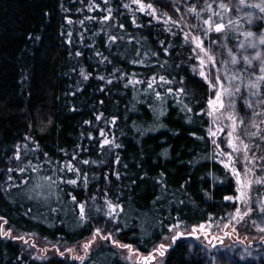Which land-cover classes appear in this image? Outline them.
Masks as SVG:
<instances>
[{
	"label": "trees",
	"instance_id": "1",
	"mask_svg": "<svg viewBox=\"0 0 264 264\" xmlns=\"http://www.w3.org/2000/svg\"><path fill=\"white\" fill-rule=\"evenodd\" d=\"M219 2L207 0L213 5V10H217ZM223 2L232 7L231 13L225 15L224 23L239 17L242 25L240 31L254 32L257 37L264 33V19L257 18L253 24H248L244 19V12L247 11L253 12L256 17H264L259 9L245 7L237 12L239 0ZM259 2L245 0L246 4ZM92 3L101 9L80 12L81 8ZM126 3L127 0H108L107 4L104 0H0V217L7 221L6 229L11 228L14 236H35L62 249L88 239L93 230L99 227L104 235L113 232L114 239L131 244L140 255L146 256L156 245L164 242V236L172 234L167 226L175 223L178 216L184 222L179 230L190 232L193 225L208 220L209 213L216 227L217 222L219 225L225 224V221L227 223L229 214L234 210L231 202L223 200L224 195L235 194L234 179L230 181L231 187H214L212 178L207 174L212 172L224 180V169L209 160H200L195 165L190 163L213 150L210 140H196L190 135L206 136L204 130L208 127V118L192 116L193 122L187 123L188 116L192 114L181 112L169 96L166 100L167 114L157 122L149 110V104L158 107L159 102L155 101L154 93L146 95L144 91L153 74L157 77L164 75L170 80L174 78V83L161 88L157 81V85H154L156 91L164 93L168 87H184L190 98H185V103L195 105L204 100L199 107H194V112L206 106L207 87L190 70L197 61L192 54V46L183 43L181 30L200 34L199 30L185 25L200 24L203 27V20L210 15L205 0H143V3H151L157 10V15L161 17L159 21L140 13L133 6L124 8L123 4ZM193 6H197V11L205 9L201 12L200 20L188 12ZM108 8L113 9L112 18L103 21ZM133 13L141 27L132 24ZM165 13L180 23V27L173 26L171 29L177 33L175 36L164 31ZM216 20L220 22L219 17ZM118 24L125 27L119 28L116 26ZM110 35L123 39H118L109 47L107 41ZM209 39L217 41L212 47L220 60H230L228 49L238 57L254 53L252 49H238V42L245 37L235 31L227 36L222 33L210 34L205 39L206 47L209 46ZM161 40L165 41L163 46L159 43ZM169 44L173 47L165 55L163 47ZM222 44L227 47H221ZM136 49L140 50L139 55ZM77 52L81 55L77 56ZM98 52L102 55L98 56ZM146 52L148 56H145ZM151 52L158 55L151 56ZM104 57H107V61L101 63ZM133 59H143L145 63H130ZM165 61L167 64L161 68L160 64ZM245 67L241 60L235 69L243 76L244 83L260 74L259 61H254L247 71H244ZM81 68L90 74L87 80L83 79ZM100 76L104 80L98 79ZM130 77L142 83L130 85ZM181 77L185 78L183 84ZM108 80L112 82L108 83ZM244 99H249V95L242 88L237 98L240 115H253L252 109L242 107ZM260 99H264V96ZM250 100L258 113V99L252 97ZM100 114L102 117L97 120L96 116ZM114 116L117 119L112 124L110 121ZM84 121L91 123L85 124ZM133 122L141 128L156 123H162L165 127L140 136ZM101 129L108 139L114 138L115 143L122 147L101 148ZM258 140L256 137L255 141ZM37 144L39 149H36ZM17 145L20 146L19 160L14 155ZM77 145L87 151H81ZM164 149L168 150L167 157L162 155ZM44 153L56 166L70 160L72 153H76L74 163L88 174V188L85 189L82 183L75 190L74 186L61 184L59 199L56 196L47 202L29 199L38 174L30 168L23 173L16 169L27 166L29 162L35 165L44 161ZM117 156L121 158L118 163ZM82 160L97 163L83 165L80 163ZM9 168L14 171L9 173ZM116 172L120 174L119 179L113 174ZM161 172L164 173L163 191L161 184L157 183ZM105 174H108L107 179ZM9 175L12 180H8ZM44 175H52L49 165L45 164L40 169L39 176ZM57 175L65 179L74 178L72 173ZM257 175L264 176V172L258 171ZM93 176L95 179H92ZM181 185L184 187L181 188ZM256 187L259 193L264 189L261 185ZM105 192L108 199L119 200L125 208L119 218L120 233H115L116 225L102 213L96 212V208L104 204ZM205 192L211 199L205 196ZM68 193L76 195L78 202H86L89 216L84 224H80L79 210H74ZM261 197L264 196L258 194L259 199L254 198L252 205H256ZM52 209L59 210L54 212ZM249 216L250 219H257V210ZM145 231L151 235H144ZM252 235L261 237L263 233L253 232ZM187 236L179 238L175 244L170 241L172 246L163 257L162 264H205L206 247L196 245ZM34 257L19 240L0 237V264H80L67 256H53L44 260ZM246 261L244 256L237 263L248 264ZM86 264L128 263L121 259L111 242L101 241L89 253Z\"/></svg>",
	"mask_w": 264,
	"mask_h": 264
},
{
	"label": "snow or ice",
	"instance_id": "2",
	"mask_svg": "<svg viewBox=\"0 0 264 264\" xmlns=\"http://www.w3.org/2000/svg\"><path fill=\"white\" fill-rule=\"evenodd\" d=\"M105 4L108 3V0H104ZM131 4L138 5V11L140 13H143L149 17H151L153 20L159 21L161 19L160 16L157 15V10L153 7L151 3L145 4L143 3V0H131ZM96 7H99V5H95ZM123 7L126 9H130V4H123ZM205 7L206 10L210 13L207 19L203 20V27L201 28L200 24L195 25H185V27H189L191 29H196L200 31V34H194L192 31L184 32L183 29V43L185 45H191L192 46V54L194 56V59L197 61L196 64L191 66V72L193 74L198 75V77L201 79L204 85L207 87V100H206V106L200 108L199 112H194V107H199L200 103H204V100L201 99L199 102H196L195 105H191L190 103H185V98H189V94L186 90V88H176L173 89L172 87H168L166 89V92L162 93L160 91H156L154 85H157V81H159V87L163 88L165 85H171L174 83V78L172 80L168 79L164 75H160L157 77L156 74H153L152 77H150L147 81V88L144 89L145 94L149 95L151 93H154V99L155 101L159 102V106L157 107L154 104H149V110L153 112L155 120L158 122L161 117L165 116L167 114V107H166V100L169 96L173 98L175 101V104L180 108L181 112L185 113H191L192 115L188 116L187 123H192V116H206L208 118V127L204 130L206 133V136H197L196 133H191L193 137L196 138V140H210L213 150L206 156H201L193 161H190L193 165L199 163L200 160H209L214 162L215 164H218L221 166L225 171V178L224 180H220L219 177H217L214 173L209 172L207 175L212 178L213 186H221V187H231L230 181L234 179L235 181V189L234 193L232 195H224L223 200L226 202H231L234 207V212L230 213V220L229 223L224 224V229L231 228V231H224L223 236H212L211 240L209 241V244L213 248L217 246V244L220 245L221 248L226 247L223 245V237H230L233 233L237 231L236 225L241 224V222L245 221V219L249 216L250 213L253 211L258 210L259 212V220L260 222L257 223V221H252L253 225L262 233H264V227L261 226V224H264V197H261V199L258 201L256 205H252V197L250 193L253 190L254 185H261L264 186V176H255L253 179L252 177L255 175V169L256 167H259L262 172H264V156H257L255 153H252L250 155V150L253 147L259 148V145H253L249 143H245L243 139H241L240 135L237 134L238 127L244 123V119L242 117L238 116V109H237V98L241 94L242 88L247 90L249 99H244L242 107L245 110L252 109L253 110V116H259L264 115V112H255L254 108L255 106L251 103L250 98L255 97L258 99L259 103L261 105H264V99H260L262 96H264V53H262L261 49L264 48V33L260 34L259 37H257V34L251 31H240V28L242 25L240 24V18L237 17L236 20L228 19L227 23H224V17L226 14H230L232 11V7L229 3H224L223 0H220V2L217 4V10H213V5L210 3H207V0H205ZM251 8V9H259L261 13H264V0H260L259 3H253V4H246L245 0H239V6L236 7V11L240 12L243 10V8ZM91 10V6L90 9ZM179 9H177L178 11ZM107 15H104L102 17L103 21H108L112 18L113 9L108 8L106 9ZM205 11V9H200L197 11V6H193L188 9V12L191 14H194L197 20H200L201 18V12ZM167 16V14H164ZM220 18V22H217L216 18ZM261 18L264 19V17H256L253 12L247 11L244 12V19L247 21L248 24H253L255 22V19ZM90 19H95V17H91ZM183 20V17L181 18ZM71 23V20L68 21ZM80 23H83L81 21ZM163 23L165 25L164 31L165 32H171L173 36L177 35V33L172 32L171 29L173 26L180 27V23L172 17L167 16L166 19L163 20ZM132 24L135 27H141V25L137 24L136 16L133 13L132 17ZM119 28H124V24H118L116 25ZM238 32L239 35H242L245 37L244 40H240L238 42V49L247 51L248 49H252L254 51V55H242L238 57L236 54L232 52L231 49H228V56L230 57V60H218L216 54L213 51V45L217 43V41L208 40V47H205V39H208L210 37V34L212 33H222L224 36H227L230 32ZM71 35V33L69 34ZM118 39H123V37H117V36H108V46L111 47ZM131 43V41H129ZM160 45L163 46L165 44L164 40L159 41ZM173 46L169 44L168 47H163V53L165 55H168L170 52V49ZM221 47H227L226 44H222ZM137 55H139V49H136ZM77 56L81 55L80 52L76 53ZM97 55H102L101 53H97ZM149 53H145V56H148ZM151 56H157L158 53L151 52ZM241 60L243 61L244 65L246 66L244 71H247L248 68H250L253 65L254 61H259L260 64V74L255 76L254 79H248L246 83H244L243 76L236 71V66H238L241 63ZM107 61V57H104L101 63H104ZM133 64H144L145 61L143 59H133L129 61ZM167 64V61L160 64L161 68H164ZM217 65H220V67H217ZM231 65V68L229 67ZM179 67V65H177ZM215 70V71H213ZM81 75L83 79L87 80L89 78L90 74H86L85 70L83 68L80 69ZM135 73H133V77H135ZM100 80H104L103 76L98 77ZM225 81L228 83L225 84ZM108 83H111V80L107 81ZM180 82L183 84L185 83V78L181 77ZM142 81L130 77L128 79V84L130 85H136L140 84ZM127 86V85H126ZM103 90V89H101ZM190 99V98H189ZM103 103V101H101ZM143 103V102H141ZM73 111L75 109H72ZM135 110V108L133 109ZM102 117V114L97 115L96 119L100 120ZM117 117H112L110 123L115 124ZM227 119L231 121V124L227 125H221L219 122ZM51 121H49L50 123ZM85 124L91 123L90 121H84ZM133 127L138 132L140 136L146 135L148 132L155 131L159 127H165L162 123H156L154 126H150L148 128H141L136 125L135 122H133ZM252 127L256 128V131L251 132H245L244 135L251 137H258L261 141H264V130H261L259 127V124L256 123L255 120L252 122ZM43 131V129H41ZM222 133H226V135L222 136ZM83 135V134H82ZM100 136L101 144L100 147L104 148L105 146H108L109 149L111 148H120L122 145L116 144L115 139H108L106 136V133L103 129L100 130ZM88 138L91 140L92 136L91 133L88 134ZM26 139H32L31 137H26ZM227 149H230V151H225V148L222 147V145H225ZM26 147V146H25ZM39 145H36V149H39ZM78 148H81V146L77 145ZM17 151L15 152V158L19 160L21 158L20 155V146H16ZM60 151H63L61 149ZM81 151H87V149L81 148ZM243 154V164L244 169L243 171L240 170L239 164L240 161V154ZM162 155L167 157L168 156V150L164 149L162 151ZM45 159L42 162H38L37 164L33 165L31 162L25 167H20L19 169H16V171H19L21 173L25 172L27 168H30L33 173H37V182L33 185L32 189L30 190L29 199H36V200H43L47 202L52 196H56L58 199L60 198V193L62 192V189L59 187L61 184L63 185H70L74 186L75 188H78L80 186V183L83 184V187L85 189L88 188L89 185V176L86 172H83L81 168L77 166L76 163H74L77 160L76 153H72V158L70 160H65L62 163L59 164V166H56L51 161V158L48 156L47 153H44ZM120 157H116V162L118 163L120 161ZM256 161H260V163L257 165ZM83 165L88 164H96L97 161H90V160H82L80 161ZM49 165L52 175H44L39 176L40 169L43 165ZM127 167V166H125ZM14 171V169L9 168L8 172L11 173ZM47 171V169H46ZM57 173L66 174V173H72L74 175V178L71 179H65L63 176H58ZM117 179L120 178L119 172L113 173ZM108 174H105V179H107ZM164 173L161 172L159 174V177L157 178V183L161 184L162 191L164 190V181H163ZM92 179H95V176L92 177ZM203 179V178H202ZM8 180H12V176H8ZM217 182L218 185H217ZM135 183V182H133ZM184 185H181V188H183ZM70 200L72 204L74 205V210H79V221L80 224H84L89 216V211L86 210V202H78L77 196L72 195V193H68ZM108 193H104V204L102 206H98L96 208L97 213H102L104 217H106L109 221H111L115 227V233H120L122 230L119 227V218L122 214L125 212L124 206L117 201H113L111 199L107 198ZM205 196L208 199H211L209 194L205 192ZM93 200L96 199L95 196L92 197ZM159 199V197H157ZM179 203H183V201H180ZM241 206L244 207V211L241 210ZM59 209H52V211H58ZM0 221H3V223H0V237L3 238H11L13 240H20L23 243L27 244L28 241L25 239L24 235L14 236L13 230L11 228L5 229V225L7 224V221L4 220L3 217H0ZM232 221L235 222V224L232 223ZM183 220L179 218V216L176 218V222L173 224H169L168 232L172 233L174 232L175 235L171 236L172 244H175L176 241L185 236H192L196 239H200V236H203L205 239H208L210 232L209 230L213 227V220H212V214L209 213V218L206 221L201 222L198 225H193L190 232H184L180 231L181 227L183 226ZM163 226V225H162ZM125 227H127V224H125ZM216 227H219V223H216ZM143 231V229H142ZM31 235V234H29ZM144 235L150 236L151 233L144 232ZM114 233L108 232L107 235L103 234V229L96 228L92 232L91 239L87 240L83 243V255H76L74 248H65L64 251H61L58 247L55 245L53 246L55 248L56 253L64 257L66 253L69 254V257L73 261H79L80 264H86V261L89 259V253L93 250V245L96 243L97 239L104 241V242H111L113 246L121 248V249H127L128 250V257L126 259L131 260V257L133 253L135 252L137 254V260L133 262V264H153L154 261H156L157 256L164 257L168 249L172 246L167 243L161 242L160 244L156 245L152 251L148 252L147 256H142L139 254L138 250L134 249L131 244H123L120 243L118 239L113 238ZM163 239L166 241L169 239L168 236H164ZM260 240L262 243H264V236L260 237ZM212 241H216L217 244H212ZM239 242V241H237ZM34 246V245H32ZM235 245H232L234 247ZM47 249H43L42 252H46ZM34 259L38 260H44L47 259L44 255H38L35 256ZM240 259H244V255L241 254ZM212 264H215V258L212 259Z\"/></svg>",
	"mask_w": 264,
	"mask_h": 264
},
{
	"label": "rangeland",
	"instance_id": "3",
	"mask_svg": "<svg viewBox=\"0 0 264 264\" xmlns=\"http://www.w3.org/2000/svg\"><path fill=\"white\" fill-rule=\"evenodd\" d=\"M127 1H128V4H130V6H133L136 9H138V5L131 4V0H127ZM95 5H97V4L92 3L91 5L87 6L86 8L85 7L81 8L80 12L83 13V12L91 11L94 9H101L100 6L96 7ZM90 6H91V10H89ZM93 12L94 11H92V13ZM86 19H88V17H86ZM262 53H264V51ZM217 59L220 60L218 57H217ZM217 67H220V65H217ZM213 71H215V70H213ZM227 83L228 82L225 81V84H227ZM259 105L262 108L258 107V109H260L258 111V113L264 112V105H261V104H259ZM237 109H238V116L242 117L239 113L238 106H237ZM242 118L244 119V123L238 127L237 134L240 135L241 139H243L245 143H249V144H253V145H259L258 149L256 147L251 148L250 155L252 153H255L257 156H263L264 153L262 152V150L264 148V141H261L260 139L258 141H255L256 137L249 138L248 136L244 135V133L257 130L256 128L252 127L253 120H255L256 123L259 124V127L261 130H264V116L263 115H259V116L245 115ZM219 123L221 125H227V124H231V121L224 119V120L220 121ZM224 135H226V133H222V136H224ZM222 147L225 148V151H230V149H227L226 143H225V145H222ZM243 159H244L243 154L241 153L240 154L241 163L238 165L241 171H243V169H244ZM256 163L258 165L260 163V161H256ZM258 171H261V170L259 167H256L255 175L252 177L253 179L255 178V176H258L257 175ZM258 194H260L261 196H264V189H263V191H260V193H259L258 188L256 187V185H254L253 190L250 193V195L252 197V202H253L254 198H258ZM241 210L242 211L245 210L243 206H241ZM232 212H234V210ZM257 212H258V210H257ZM259 215L260 214L258 212L257 219H250L249 218L250 216H248L245 219V221L241 222V224L236 225L237 231L235 233H233L230 237H223V245L226 246L223 248H221L220 245L217 244L216 241H212V244H217V246L215 248H213L211 246V244H209V241L211 240L212 236H223L224 231H231V228L224 229V227H223L224 224L219 225V227H214L215 225H213V227H212L213 230H211V229L209 230L210 235H209L208 239H205L203 236H200V239H196L195 237H192V236H187V238L192 239L193 242L198 246L204 245L206 247L207 254L204 257L205 264H212L213 258H215V264H238L237 262L241 261V259H240L241 254H243L245 256V259L247 260L246 263H248V264H264V243L261 242L260 237H257L254 235L251 236V234H253V232L260 233V231L252 223V221H254V220L257 221V223L260 222ZM229 220H230V216L227 219V223H229ZM225 223H226V221H225ZM232 223L235 224L234 221H232ZM261 226L264 227V224H261ZM5 229H6V225H5ZM172 235H175V233L172 232V234L170 236H168L169 239L166 241L164 240L163 243L169 244L171 241ZM263 236H264V233H263ZM25 239L28 241L27 244L23 243L20 240L19 241L23 244V246L25 248H28L35 256L44 255L47 258L53 257V256H59L56 253L55 248L53 247L54 245H49L46 241H43V240H41L35 236H25ZM89 239H91V237H89L88 239H86V240H84V241H82L76 245L65 247V248H74L75 249L74 254L83 255L82 245L84 242H86ZM237 241H239V242H237ZM100 242H101V240L97 239V241L93 245V247L96 246L97 244H99ZM32 245H34V246H32ZM232 245H235V246L232 247ZM239 246L240 247L244 246V248H238ZM65 248H62V249L59 248V249L61 251H64ZM245 248L247 250L243 251ZM43 249H47V251L42 252ZM116 249L119 251L121 259L124 260L125 262H127L128 264H133V262H135L138 258L137 254L134 252L132 257H131V260L126 259V257H128V255H129L128 250L127 249H121L118 247H116ZM65 256L69 257V254L66 253ZM237 258H239L240 260ZM162 261H163V257L157 256L156 261H154L153 264H162Z\"/></svg>",
	"mask_w": 264,
	"mask_h": 264
}]
</instances>
